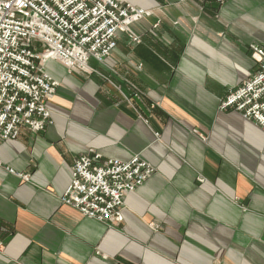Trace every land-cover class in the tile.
<instances>
[{
	"label": "crops",
	"instance_id": "1",
	"mask_svg": "<svg viewBox=\"0 0 264 264\" xmlns=\"http://www.w3.org/2000/svg\"><path fill=\"white\" fill-rule=\"evenodd\" d=\"M6 1V0H0ZM150 12L104 62L48 61L51 124L0 143V264H264V130L220 103L257 70L264 0H126ZM155 169L123 221L62 204L73 165Z\"/></svg>",
	"mask_w": 264,
	"mask_h": 264
},
{
	"label": "built area",
	"instance_id": "2",
	"mask_svg": "<svg viewBox=\"0 0 264 264\" xmlns=\"http://www.w3.org/2000/svg\"><path fill=\"white\" fill-rule=\"evenodd\" d=\"M149 16L126 0L0 1V143L51 124L47 102L59 83L46 72L48 61L69 70H86L91 59L102 63L117 49L120 34L140 43L132 26ZM252 49L256 72L230 90L220 110L238 112L264 130V48ZM154 173L139 156L123 162L85 155L73 165L61 202L85 217L121 223L127 195Z\"/></svg>",
	"mask_w": 264,
	"mask_h": 264
},
{
	"label": "rangeland",
	"instance_id": "3",
	"mask_svg": "<svg viewBox=\"0 0 264 264\" xmlns=\"http://www.w3.org/2000/svg\"><path fill=\"white\" fill-rule=\"evenodd\" d=\"M254 45H257V44H253L252 46H251V57H252V59L254 60V57H253V54H254V52H253V49H252V47L254 46ZM259 46V45H258ZM261 47V46H260ZM255 61V60H254ZM255 63H256V61H255Z\"/></svg>",
	"mask_w": 264,
	"mask_h": 264
}]
</instances>
